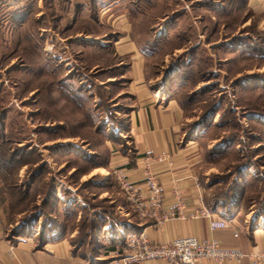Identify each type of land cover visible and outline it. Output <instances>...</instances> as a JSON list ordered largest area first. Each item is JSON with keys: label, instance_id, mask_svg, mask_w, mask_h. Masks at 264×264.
Instances as JSON below:
<instances>
[{"label": "rangeland", "instance_id": "374dc122", "mask_svg": "<svg viewBox=\"0 0 264 264\" xmlns=\"http://www.w3.org/2000/svg\"><path fill=\"white\" fill-rule=\"evenodd\" d=\"M120 16L148 76L167 79L159 90L176 91L191 126L204 101L221 109L196 132L204 201L221 205L218 198L236 181L231 203L242 198L246 209L264 214L263 13L246 8L245 0H0V159H11L3 165L0 208L11 224L8 238L39 216L35 232L57 230L68 238L75 231L72 242L94 255L103 220L118 227L120 207L135 217L117 184L118 168L88 177L107 163V135L124 141L129 63L116 53ZM191 94L197 97L188 102ZM239 124L250 134L231 129ZM231 135L239 139L226 154L218 141ZM12 153L20 160L12 161ZM241 157L254 164L238 183L228 177ZM57 183L78 189L79 197L68 198L78 201L74 211L52 206Z\"/></svg>", "mask_w": 264, "mask_h": 264}, {"label": "crops", "instance_id": "0c3cea01", "mask_svg": "<svg viewBox=\"0 0 264 264\" xmlns=\"http://www.w3.org/2000/svg\"><path fill=\"white\" fill-rule=\"evenodd\" d=\"M245 3L246 8L264 14V0H245ZM115 22L123 32L119 43L115 45L116 53L129 63L124 75L127 78L125 89L130 102L126 104L125 122L120 129L121 133L119 132L124 141L120 147L114 146L115 144L112 146L111 141H105L103 148L107 151V163L102 168H94L88 177L102 176L112 169L121 168L142 191L144 187L140 178V168L147 159L149 168L156 175L161 187L163 211L175 215L176 210L173 206L180 199L184 204L181 215L169 218L162 225L148 226L149 224L140 222L136 216L128 217V213L125 211L123 213L120 207L122 218L126 220L123 222L124 226L117 227L113 232L111 230L105 232L104 229H107L108 225H103V231L99 236L101 243L97 247V255L94 256L84 253L80 244L72 242L76 237L75 231H72L68 238L63 236L53 239L51 235H54L55 231L47 235L45 230L40 232L38 228L35 232L34 228L33 232L25 229L21 235L8 238L4 233L11 224L0 208V264H117L118 259L114 252H123L127 237L137 236L144 228L151 244L196 237L200 241H216L226 248H237L246 255L264 252V214L246 209L242 205V198H239V202L236 200L231 203L229 209H223L219 203L208 206L204 201V190L197 184L198 172L205 162L196 136L199 128L191 126L186 119L184 108L173 93L159 90L162 89L161 85L168 83L167 79L148 76V72L145 71V57L134 39L128 36L122 16ZM241 173L246 176L252 172L245 167L242 168ZM236 180L239 183L238 175ZM1 183L0 176V185ZM97 183L99 188H105L104 182ZM61 191H67L65 198L58 197L61 196ZM72 193L73 195L76 193L77 197L80 196L78 189L71 184H55L53 197L57 198V202H54L55 205L52 204L54 209L60 208V203L68 209L73 206L72 204L77 206L75 199L68 202ZM202 204L209 210L213 220L224 221L227 227L211 230L210 218H189V215L198 210ZM111 237H114V245L108 246L106 242L113 241ZM249 263L250 260L245 257L239 263L221 264ZM138 264L166 263L154 259ZM198 264L214 263L203 260Z\"/></svg>", "mask_w": 264, "mask_h": 264}, {"label": "built area", "instance_id": "2783aa9c", "mask_svg": "<svg viewBox=\"0 0 264 264\" xmlns=\"http://www.w3.org/2000/svg\"><path fill=\"white\" fill-rule=\"evenodd\" d=\"M146 159L140 168V178L143 182L144 190H140L128 177L126 171L118 168L115 170L117 184L121 187L127 202L131 205L133 213L140 222L149 224L148 226L162 225L171 217H180L183 202L178 199L172 212L163 211L161 203V187L157 177L149 168ZM146 194H149L148 197ZM189 218L202 219L210 218L209 227L211 230L227 227V223L221 220L215 221L211 218L209 210L202 206L189 215ZM147 228V227H146ZM237 236V234H235ZM118 259L117 264H138V262L159 259L166 264H198L199 261L206 260L210 263L221 264L223 262L239 263L245 257L250 260L249 264H264V252L246 255L239 249L226 248L216 241H200L196 237H186L172 240L167 243L149 242L145 228L137 236H128L123 252H114Z\"/></svg>", "mask_w": 264, "mask_h": 264}, {"label": "trees", "instance_id": "16d2710c", "mask_svg": "<svg viewBox=\"0 0 264 264\" xmlns=\"http://www.w3.org/2000/svg\"><path fill=\"white\" fill-rule=\"evenodd\" d=\"M176 91H175V93L173 94L175 97H176ZM189 96V101L188 102H190L193 98H196L197 97V95L196 94H191V95H188ZM179 96L177 95V97L176 98H178ZM180 99V98H179ZM178 100V99H177ZM181 100L182 99H180V101L178 100V102L181 104V106L183 107V104L184 103H182L181 102ZM218 100H221V101H223L224 100V98L222 97V98H219ZM207 101V100H206ZM204 101L203 103H206L207 104V106H206V108H204L203 110H201V117L199 118L200 120H199V122L198 123H196V124H194V126H196V127H198V128H200V131H205L206 130V128L207 127H209L210 126V124L212 123L211 122V119L210 118H212L213 116H215L221 109L219 108H216V104H215V100H211L210 102L209 101ZM220 102V101H219ZM218 109V110H217ZM229 112V111H228ZM252 111H250V113H251ZM244 113H246V112H244ZM232 114L234 115L235 114V112H232V113H230V115L232 116ZM252 115L254 114V115H257L258 117H259V115H262V114H260V113H251ZM236 115V114H235ZM263 118H264V116H262ZM230 121V120H229ZM231 123V122H230ZM230 123H229V125H230ZM232 124V123H231ZM212 126V125H211ZM213 127V126H212ZM238 128H239V130H238ZM214 129H216V127H214ZM231 129H234L235 131L237 130V131H239V133H244V134H246V135H249L250 133L249 132H245L243 129H242V127L240 126V124H239V127H238V125H236V126H233L232 125V128ZM249 133V134H248ZM107 138H108V140L109 141H111L113 144L114 143H116V138H114V136L113 137H111V136H109V135H107ZM239 139L238 138V136H233V135H231L230 137H224V138H222V139H219V140H221V141H218V142H220L221 144H219V146L220 145H222L223 147H224V150L223 151H225L226 152V154L227 153H229L230 152V150H231V148H229V145H232L233 146V144H234V141H236L237 139ZM241 138V137H240ZM218 140V139H217ZM118 144H119V142H117ZM116 143V144H117ZM117 144V145H118ZM117 145H115V146H117ZM119 147H120V144L118 145ZM224 153V152H223ZM223 153H219V155H223ZM11 157L12 158H14V159H12V161H15V159H16V161H19L17 158H15L16 156H14L13 155V153L11 154ZM26 158V157H25ZM22 159H24V158H22ZM11 159H9V160H7V161H5L4 159H0V176L2 177V182H3V179H4V173H3V165L4 164H7V162H9ZM254 163L251 161V158H247V157H241L240 159H237V162L235 163V164H233L234 166L233 167H231V170L229 171V173H230V175H229V177H228V179H230V180H234V176L236 175H238V178L240 179V180H242L243 178H244V175L241 173V171H242V168H245V167H248V168H250V166L251 165H253ZM236 179V178H235ZM264 182V181H263ZM232 184V188H231V190H230V192L229 193H227V195H221L220 197L221 198H218L219 200H221L222 201V204H221V207L223 208V209H229V207H230V205H231V199H233V196H234V193L232 192L233 191V188H234V186L235 185H237V183H236V181H234V182H232L231 183ZM246 187V186H245ZM8 189L9 190H14V189H16L15 187H8ZM47 201V200H46ZM48 203H46V204H50V201H47ZM213 205H214V202H213ZM37 209V208H36ZM74 209V207L72 206V207H70V209H67V210H69V211H74L73 210ZM76 210V209H75ZM43 213V212H42ZM38 217L39 216H36L34 219V221L32 222L33 224H25V225H23L24 227H22V231H24L25 229L27 230V231H31V229H33L34 227H33V225L34 224H37V221L39 220L38 219ZM137 217V216H136ZM120 219H122V218H120ZM123 222H126V220L123 218V220L122 221H120V223H119V225H118V227H120V226H124L123 225ZM30 225V226H29ZM103 225H108L109 227H108V230L110 231H114V230H117V227H114L110 222H108V221H106V220H103ZM103 227V226H102ZM50 234L51 233H53V231L52 232H49ZM20 234H18V235H11L10 236V238H14V237H17V236H19ZM47 235H48V233H47ZM64 236V234L62 233V232H60V231H57V230H55V234L54 235H51V237L54 239V238H60V237H63ZM109 244H110V246H113L114 245V241H108V243H107V245L109 246ZM97 255V253H95L94 254V256H96Z\"/></svg>", "mask_w": 264, "mask_h": 264}]
</instances>
